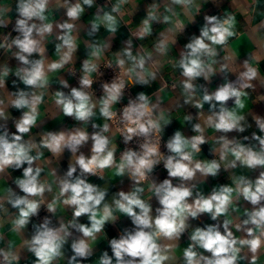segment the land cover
<instances>
[{
  "label": "clouds",
  "instance_id": "obj_1",
  "mask_svg": "<svg viewBox=\"0 0 264 264\" xmlns=\"http://www.w3.org/2000/svg\"><path fill=\"white\" fill-rule=\"evenodd\" d=\"M55 2L66 8L67 16L66 21L56 25L62 32L57 36L60 43L56 44L59 59L48 61L45 58L44 40L53 32V23L47 22L46 15L52 0H19L18 11L21 18L16 21V31L19 35L8 44H0V48L15 47V58L25 65L17 69L15 75L25 86L33 89H46L48 74L64 68L72 61L77 50V36L73 34L75 21L79 20L84 12L83 5L91 7L93 4V0ZM128 2L129 0H119L112 12L120 13L121 5ZM172 2L182 5L186 14H189L187 9L195 0ZM157 19L158 6L153 5L142 22L138 33L140 38L149 34L151 22ZM163 20L168 22L170 17L164 16ZM204 20L200 34L185 45L186 51L181 53L178 67L182 69L184 77L181 83L185 103H191L197 109H203L204 104L208 103L213 111L206 118L201 114L204 126L200 123L193 125V131L197 135L190 139L176 131L167 142L166 147L171 153L167 157H163L159 151V133L162 131V123L167 124L168 121L162 111L158 115L154 114L158 106L151 104L143 93L139 94L137 101L130 102L124 108L120 121L123 128L120 131L126 143L134 137H143L144 143L141 144L139 152L131 149L124 151L119 163H116L114 158L115 146L111 144L109 136L105 135L110 132L108 123H104L100 131L91 137L87 131L77 128L70 132L46 133L38 144L32 140L24 141V134H28L37 123L40 114L38 109L43 102L44 92L30 94L19 90L8 97L7 105L18 110L27 109L15 122V133L9 134L6 129L0 132V174L8 168L20 169L27 164V167L23 168V177L15 181L24 195H17L9 189L5 197L13 208L18 209V215L12 220L13 232L19 233L26 228L30 217L37 215L41 205L45 203V192L53 190L52 184L40 178L42 167H33L42 155L40 149H47L53 156L59 157L67 148L74 157V162L69 164L65 176L56 181L58 192L55 198L47 203V211L53 214L58 203L70 207L72 219L67 223L61 222L59 227H51V221L45 218L43 223L34 226V235L25 240L22 247H26L35 256V264H53L62 257L64 246L72 235L70 229H75L82 236L72 240L71 250L74 254L68 264H77L78 257L88 258L92 255L91 242L97 239V234L103 231L106 222L116 220L114 213L117 211L130 217L136 230L126 231L119 239L110 241L115 264H171L175 260V242L189 227V218L195 219L204 213L209 214L213 221H218L221 217L224 219L222 223L196 227L192 231L191 243L183 251L184 264H242L244 261L256 264L261 250H264V170H261L254 180L243 175L234 176L233 186L224 185L213 189L207 196L197 193L191 202L189 198L193 196V190L186 183L174 186L171 179H165L159 185L150 183L149 191L157 197L161 205L156 210L155 217L151 215L150 204L141 198L144 189L139 185L149 181L150 173L161 161L169 177L180 178L183 182L193 180L198 172L203 177H215L222 164L226 170L235 169L238 165L248 169H264V135H257L255 132L252 133V139L258 141V148L246 146L240 140L228 139L222 135L216 141L219 146L213 149V152L218 153L219 160L202 161L194 158L200 153V146L206 143L205 127L223 133H244L246 128L250 127L246 124V117L238 114L236 109L230 110L226 102L234 99L236 108L243 109L242 97L247 95L245 89L251 88V82L258 76V69L245 60L244 70L239 72L235 82H226L211 93L204 89L202 97H196L197 86L193 82L200 77L210 81L216 72L214 65L217 63V46L227 48L230 38L236 35L235 18L231 15L223 19L215 15L205 16ZM100 24L109 32L115 33L117 30L116 16L106 12L92 22L89 35L98 31ZM182 28V22L177 20L168 32L174 34ZM169 41L170 36H165L156 45V51L162 55L166 54ZM107 46H90L93 60H84L79 88L73 87L68 95L61 91L55 93V104L65 116L86 123L99 107V112L106 121L116 119L117 113L112 111V106L122 96L125 88L123 79L103 84L104 95L99 101H95L92 93L87 91L93 85L91 74L99 70L101 52ZM33 53H38L40 59L30 60L29 57ZM150 58V55L134 56L129 42V47L125 48L122 54L117 53L116 65L129 80L147 84L149 78L155 79V72L146 68ZM224 60L231 62L233 56L230 54L224 57ZM127 61L132 62L131 67H126ZM228 70L229 63L220 64V72L226 73ZM8 74L9 69L6 67L0 71V87L4 86L3 77ZM60 83L68 87L67 81L61 80ZM217 104L218 111L215 110ZM7 105L0 99V118L5 120ZM185 119L191 121L192 117L187 116ZM254 122L259 132L264 133V118L257 115ZM93 127L98 126L94 124ZM89 139L93 141L91 155H76L79 147ZM247 139L248 137H244V140ZM34 151L35 155L32 154ZM113 167L118 176L127 172L135 186L130 192L120 191L118 198H114L109 204L104 203L107 190L88 183L82 177L84 174L102 175L103 170ZM77 168L80 169L79 176L74 175ZM241 198L250 204L251 208H245L244 218L239 215L231 216V213L238 211L234 205ZM0 210H4L3 199H0ZM83 215H87L90 224L77 221V218ZM232 229L243 235L236 236ZM19 259L18 251L11 244L7 249L0 248V264H18ZM99 264H113V259L104 252Z\"/></svg>",
  "mask_w": 264,
  "mask_h": 264
},
{
  "label": "crops",
  "instance_id": "obj_2",
  "mask_svg": "<svg viewBox=\"0 0 264 264\" xmlns=\"http://www.w3.org/2000/svg\"><path fill=\"white\" fill-rule=\"evenodd\" d=\"M62 2L63 0H61ZM69 2L75 3L76 0H69ZM118 2L119 0H93L91 7L83 5L84 12L79 20L75 21L76 27L73 33L77 36V50L69 64L56 72L48 74V87L46 89H33L25 86L19 77L15 75L17 69L25 67L15 58L14 54L17 51L15 47L7 49L0 55V71L5 67L9 69V74L3 77L4 86L0 87V99L4 100L6 105L8 97L19 90H24L30 94L32 92L37 94L41 91L44 92L43 102L38 109L40 114L37 123L28 134H24L23 140H32L38 144L41 137L46 133L70 132L77 128L87 131L91 137L92 134L100 131L104 123H108L110 132L105 135L109 136L111 144L115 146L114 158L116 163H119L123 151L118 134L109 121H106L101 116L99 107L94 110L95 115L88 122L77 121L74 117L65 116L60 108L56 106L55 93L61 91L68 95L73 87L78 88L71 74V68H74L81 76L83 75L82 66L84 60H93L90 54L91 45H108L101 52L100 64L106 60L116 62L117 53L122 54L123 50L129 47V42L134 56L140 54L150 55L151 57L146 63V68L155 72V79L149 78L147 84H140L134 80H129L126 75L125 77L133 85V91L137 96L143 93L149 98L151 104L158 106L155 111L156 115L161 111L164 113L168 123H162V136L168 142L176 131H180L189 139L197 135L193 131V125L200 123L204 126L203 120L200 118L201 114L206 118L213 110L208 103L204 104L203 109H197L193 104L185 103V95L181 83L184 77L182 76V69L178 67V61L181 58V53L186 51L185 45L194 36L200 34V29L205 24V16L215 15L223 19L227 15H231L235 18L234 31L236 35L230 38L227 48L217 46L218 55L215 57L217 61L214 65L216 68L215 74L210 78V81H205L203 77H200L193 83L197 86L196 97H202L204 89L211 93L226 82H235L239 72L244 70L243 62L245 60L249 61L258 69V76L251 82L253 86L245 89L247 95L242 97L244 108L237 109L234 99L227 101L226 106L230 110L236 109L238 114L244 115L246 124L250 125V127H247L244 133L236 131L223 133L213 128L205 127L206 143L200 146L201 151L194 158L202 161L219 160L218 153L213 152V149L219 146L216 141L222 135L228 139L235 138L240 140L246 146L258 148V141L252 139V133L264 135V133L259 132L254 122V117L257 115L264 118V0H195L194 4L187 9L189 14H186L182 5L174 4L172 0H129L128 3L121 5L120 13H113L112 8ZM18 4L19 0H0V21H3V23H0V44H2V40L10 33L16 21L20 18ZM153 5L158 6V19L151 22L149 34L140 38L138 33L142 27V22L147 18L148 11ZM106 12L117 18L116 32H109L103 24H100L98 31L89 35L92 22L96 21L97 17H102ZM46 15L48 16L47 22L53 23V32L46 36L44 40L45 58L48 61H52L59 59L56 53V44L60 43L57 36L62 34V32L56 25L67 20L66 8L52 0ZM164 16L170 17V20L165 22L163 20ZM177 20L182 22L183 28L175 31L174 34H170L168 30L174 27ZM165 36H170V41L167 53L162 55L156 51V45ZM230 54L233 56V60L231 62L225 61L224 57ZM29 59H40V55L33 53ZM131 63V61H127L126 67H131ZM221 63H229V70L226 73L219 71ZM61 80L67 81L68 87H64L60 83ZM102 96L99 98L93 96V99L99 101ZM218 109L219 105L217 104L215 110L218 111ZM26 110H18L11 105H7L5 107L7 119L0 118V132L6 129L9 134L15 133V122L22 117L23 112ZM187 116L192 117L191 121L185 119ZM94 124L98 127H93ZM244 137H248V139L244 140ZM92 144L93 141L89 139L84 145L79 147L76 155L82 153L86 157L90 156ZM40 151L42 152L40 160L35 162L33 167L37 165L42 167L43 171L40 178L52 184L53 190L52 192H45V203L41 205L39 211L55 198L58 192L56 181L58 178L65 176L69 164L74 162L73 154L67 148L59 157L53 156L51 152L44 148H41ZM32 154L35 155V151ZM24 167H27V164L20 169L8 168L4 173L0 174V199L4 200V210H0V247L7 249L11 244L19 253V264H35V256L22 245L25 240L31 239L34 235V226H38L41 223L32 216L25 229L19 233L13 232L12 220L18 215V209L13 208L5 199L9 189L17 195H24L15 183L18 178L23 177ZM261 170L264 169H248L239 165L235 169L226 170L222 164L220 171L215 177H203L198 172L193 180L187 182L181 181L180 178L169 177L167 170L157 171L149 176V181L139 185L144 189L141 198L150 204L152 208L151 215L155 217L157 215L156 210L161 205L157 197L149 191L150 183L159 185L165 179H171L174 186L186 183L193 190V196L189 198V202H191L197 193L207 196L213 189H218L224 185L233 186L232 178L234 176L243 175L254 180L258 177ZM74 175H80L79 168H77V172ZM82 178L101 189H106L107 195L104 203L109 204L112 203L114 198H118L120 191L130 192L135 186L127 172L122 176H118L114 167L103 170L102 175L84 174ZM234 207H237L238 211L231 213V216L239 215L244 218L243 212L245 208L250 209L251 205L241 198ZM114 215L116 220L106 222L103 231L97 234L95 241L91 242L92 255L86 259L78 257L77 264H99V259L104 252H107L112 257L113 264H115L110 241L119 239L126 231H135L136 226L126 214L117 211ZM231 216L229 218H232ZM70 219H72V209L62 203H58L56 212L50 220V226L59 227L61 222L67 223ZM223 219L224 217H221L218 221H213L207 213L201 214L195 219L189 218L187 222L189 227L181 235L180 239L175 242L177 245L174 250L175 260L171 264H184L183 251L191 243L190 235L196 227L222 223ZM77 221L86 225L90 224L87 215L77 218ZM232 230L238 237L243 235L235 229ZM221 231H223L222 228ZM70 232L72 235L64 246V255L55 260L53 264H68L69 259L74 254L71 250V242L73 239L80 238L82 234L75 229H70ZM199 251L203 252V250ZM204 254L210 255L208 253ZM242 264H248V262L244 261ZM256 264H264V250H261Z\"/></svg>",
  "mask_w": 264,
  "mask_h": 264
},
{
  "label": "built area",
  "instance_id": "obj_3",
  "mask_svg": "<svg viewBox=\"0 0 264 264\" xmlns=\"http://www.w3.org/2000/svg\"><path fill=\"white\" fill-rule=\"evenodd\" d=\"M18 35L19 33L16 31V24H15L12 30L10 31V33L2 40V44L10 43L11 40L14 39ZM6 50L7 48H0V55ZM71 74L74 77L77 87L79 88L80 87L79 81L82 76L74 68H71ZM91 78L93 80V85L91 89H88L87 91L91 92L92 95L96 98H99L102 95H104L103 84L105 83L110 84L114 80H117V79H123L125 81V88L122 92L123 97L118 101L116 105L112 106V111L117 113L116 119L114 121H109V123L111 124L113 129L118 134V137L121 143V149L123 152L129 149L137 151V152L141 151L140 146L142 143H144L143 137H134L131 141H128L126 143L124 140V136L120 131V129L123 128V124L120 121H121V116H122L124 108L127 107L130 104V102L137 101L138 99V96L133 91V85L127 81L122 70L119 67H117L116 62L110 61V60H106L100 63L99 70L95 72L93 75H91ZM166 145H167V141L165 140V138L162 136L160 132L159 133V151L163 157H167L168 155H171ZM164 170H167V169L164 167L163 161H161V163L157 164L154 167L153 172L164 171ZM152 173H150V175ZM34 218L39 223H43L45 218H48L49 220H51L53 218V213H49L47 211V205H46L40 211H38V214L35 215ZM18 264H19V261H18Z\"/></svg>",
  "mask_w": 264,
  "mask_h": 264
}]
</instances>
